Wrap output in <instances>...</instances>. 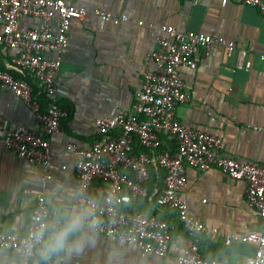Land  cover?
Returning a JSON list of instances; mask_svg holds the SVG:
<instances>
[{
  "label": "crops",
  "instance_id": "obj_1",
  "mask_svg": "<svg viewBox=\"0 0 264 264\" xmlns=\"http://www.w3.org/2000/svg\"><path fill=\"white\" fill-rule=\"evenodd\" d=\"M66 1L71 6L126 14L129 20L102 21L93 13L83 20H73L58 78L60 104L70 114L62 121L61 130L51 137L52 178L44 179L41 165L0 146V232L27 235L29 213L41 193L58 210L85 208L76 196L77 156L68 146L76 143L89 147L100 136L94 122L96 117H111L132 109L144 74L155 68L148 55L161 50L158 36L162 34V24L174 25L181 31L215 32L236 43L233 52L220 44L208 51L201 50L197 53V68L180 67L189 100L178 108L177 114L183 123L220 136L228 154L242 161L264 164V60L260 57L264 53V14L257 8L236 1L223 6L222 0ZM41 23L37 17L21 19L26 28ZM52 26L56 28L57 24ZM243 49L248 51L245 60L252 61L249 70L236 69ZM16 53L0 43L1 67L18 77L28 76L27 71L11 63ZM0 117L12 125L38 127L32 108L2 87ZM165 146L175 149L170 139H166ZM152 167L150 190L156 183H162L165 176L160 168L156 178ZM187 175L183 196L188 201L189 213L219 230L216 238L202 239V254L224 259L227 264H245L255 253L256 245L227 237L233 233L258 232L263 227L264 220L258 211L247 206V182L232 179L218 168L198 171L189 167ZM137 204L177 226L167 256L144 253L136 245L94 229L80 234L84 240L82 250L62 257L64 264H179L176 255L191 239L179 226L175 213L145 204L144 199ZM13 261L23 264L11 251L0 247V264Z\"/></svg>",
  "mask_w": 264,
  "mask_h": 264
},
{
  "label": "built area",
  "instance_id": "obj_2",
  "mask_svg": "<svg viewBox=\"0 0 264 264\" xmlns=\"http://www.w3.org/2000/svg\"><path fill=\"white\" fill-rule=\"evenodd\" d=\"M230 1L253 6L264 14V0H222V5ZM92 13L102 21L129 20L126 14L71 6L66 0H0L3 21L0 43L17 51L11 63L28 72L47 102L45 106L35 96L32 80L18 77L0 65V87L24 100L38 122V127L31 129L12 125L0 117V146L41 165L46 180L52 178L54 168L51 137L61 130L62 121L70 114L60 104L58 81L68 50L69 30L74 19L83 20ZM23 17H37L42 23L26 28L21 25ZM160 30L161 50L148 55L155 68L144 74L132 109L111 117H96L94 122L100 136L89 147L69 144V150L77 156L76 196L79 204L91 209L94 219L99 221L97 232L136 245L144 253L167 256L177 226L135 207L141 199L157 203L175 213L179 226L191 239L176 255L179 264H227L224 259L204 257L201 252L202 239L216 238L219 230L189 213L188 201L183 196L188 184L187 169L218 168L232 179L245 180L247 206L257 210L264 220V164L242 161L228 154L220 136L183 123L177 111L189 100L180 67L197 68V53L201 50L208 51L220 44L233 52L236 43L215 32L181 31L171 24H162ZM247 52L241 50L236 69L251 68L252 61L245 60ZM260 57L264 60V53ZM166 138L174 142L175 149L163 148ZM154 165L163 169L165 176L162 183H156L150 190L148 183ZM57 210L49 205L44 194H39L29 213L27 235L0 232V247L11 251L23 264H31L25 256L26 247L46 218ZM227 239L255 244V253L245 264H264V223L258 232L233 233Z\"/></svg>",
  "mask_w": 264,
  "mask_h": 264
},
{
  "label": "clouds",
  "instance_id": "obj_3",
  "mask_svg": "<svg viewBox=\"0 0 264 264\" xmlns=\"http://www.w3.org/2000/svg\"><path fill=\"white\" fill-rule=\"evenodd\" d=\"M98 224L93 211L87 207L57 210L34 233L25 256L31 260V264H61L62 257L82 250L84 240L80 234L91 232ZM33 255L34 260L31 259ZM13 264L16 262L13 261Z\"/></svg>",
  "mask_w": 264,
  "mask_h": 264
},
{
  "label": "trees",
  "instance_id": "obj_4",
  "mask_svg": "<svg viewBox=\"0 0 264 264\" xmlns=\"http://www.w3.org/2000/svg\"><path fill=\"white\" fill-rule=\"evenodd\" d=\"M21 77H24V78H28L29 80H32V83H33V85H34V88H35V96L36 97H40L41 98V100H43V104L46 106V104H47V102H46V97L44 96V95H42L40 92H39V88H38V86L36 85V83H35V81L28 75V76H21ZM167 139V138H166ZM166 139H164V144H163V148L164 149H168L166 146H165V141H166ZM169 140V139H168ZM135 149L136 150H141L138 146H135ZM154 167V166H153ZM152 167V168H153ZM160 169V167L159 166H155L154 167V171H155V173H156V178H157V176L160 174L159 173V171H157V170H159ZM163 170V169H162ZM155 174H154V172H153V176H154ZM153 180H154V182H155V176L153 177ZM144 202H145V204H148V205H154V206H160V207H163V206H161V205H159V204H157V203H152V202H150L148 199H144ZM136 206V208H144V207H141V205H135ZM163 208H165V207H163ZM145 210H147V211H150L149 209H147V208H145ZM152 212V211H151ZM156 215V214H155ZM204 256V255H203ZM204 257H207V256H204Z\"/></svg>",
  "mask_w": 264,
  "mask_h": 264
}]
</instances>
